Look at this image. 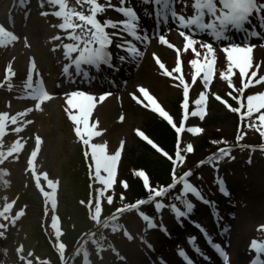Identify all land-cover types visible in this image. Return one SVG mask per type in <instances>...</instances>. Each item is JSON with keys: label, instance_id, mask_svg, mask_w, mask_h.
<instances>
[{"label": "snow or ice", "instance_id": "obj_1", "mask_svg": "<svg viewBox=\"0 0 264 264\" xmlns=\"http://www.w3.org/2000/svg\"><path fill=\"white\" fill-rule=\"evenodd\" d=\"M21 6L25 5L27 0H19ZM143 5H153V11L148 12L142 9L149 17L153 18L156 25L166 27L170 22L174 25L179 36L183 38L182 47L171 43L165 34H161L159 28L154 25L151 34L147 28L140 25V13L131 3V0H118L116 4L112 0H38L39 7L42 9L40 15L48 17L49 15L56 18L57 22L52 27L58 29V32L50 37L53 43L52 51L62 49V55L65 63L62 64V76L70 84H75L77 80L91 85L95 80V74H98L102 67L118 70L114 60H118L120 64L126 62H135L138 58H142L143 51L141 47H146L152 39H157L158 43L173 49L176 53L175 67L169 71L160 57L153 52L155 63L159 69L163 70V74L172 78L175 87L182 89V100L180 108L182 111L181 118L177 123L173 117L166 111L150 93L149 89L143 86L138 87L137 94H131L133 99L142 104L145 108H150L157 113L167 124L174 130L176 134V143L174 153L170 154L161 148L157 143L150 139L143 131L137 129L136 134L145 140L153 149L160 152L167 158L171 164L170 172L171 182L166 185L152 186L150 178L145 170H134V175L141 179L143 188L147 192L146 198H138L131 203H122L121 207L115 209L113 213L104 217L103 203L106 201L108 205L113 203V195L107 194L114 189V185L119 182L124 189L129 187L127 181H118V163L121 157V148L114 152H109L107 142H93V138L101 137L104 129H99V121L91 120L93 111L97 104L103 102L105 98L111 95L110 92L104 91L94 93L82 89H74L65 91L62 95L65 97L64 112L67 119L73 125V132L77 140L83 145V156L87 162L89 177V198L80 200L79 204L85 206L89 220L93 223V229H89L84 235L87 237L84 244L76 249V254L83 250V258L85 264H89L88 251L85 245L88 241L96 246L97 252L103 250L101 241L107 239L103 230H110L112 233L123 231V234L132 239L127 228L120 224L119 221L124 213L135 211L139 217L146 222L147 229L157 227L152 216L141 210V206L152 203L155 211L160 213L163 209L168 208L174 214L178 221L182 219H190L194 211L195 204L190 200L189 194L204 204L213 203L204 198L201 188L197 187L191 177L194 175L193 169H188L183 174L177 176L176 169L178 166L184 165L186 156L194 152V146L188 142L182 146L181 135L184 132L198 135L203 132L199 126H188L186 122L189 117H198L203 119L206 115V105L208 96H214L218 101L221 100L219 95L208 92V86L214 76V65L216 63V48L218 47L225 55L227 67L225 71L220 73V77L228 82L229 88L233 89L237 95L232 99L237 102L239 107L227 105L234 113H240V119L243 127L238 130L236 136L235 147H252L240 144L239 142L245 135L243 128H249L257 131L264 138V90L245 94V90L250 86L264 84V75H257V71H251L253 68L252 52L256 47L251 41L252 39L264 38V0H140ZM181 5L177 11L176 5ZM47 6L48 10H43ZM191 8V13L187 9ZM109 9L120 14L118 20L106 18L101 20L99 17L106 13ZM27 16V13L25 14ZM256 17V24L253 22ZM171 31L172 29H168ZM207 36L205 40L201 37ZM237 36L239 39H237ZM19 40V36L10 28H6L0 24V47H7ZM59 41V43H56ZM68 41V42H65ZM203 50V61H201V51ZM25 46L28 47L27 37H25ZM115 47L122 55L114 56L112 47ZM192 51L195 58L188 63L192 67V81L195 82L197 76H200L203 82V91L194 101L195 107L190 108V84L186 82L182 74L181 52ZM259 69L260 65H255ZM238 69L240 77V85L236 87L232 82L233 70ZM175 73L176 75H173ZM35 74V80L33 79ZM15 75L13 66L9 63L5 69L4 81L8 83V87L12 88L11 78ZM60 85H57L59 87ZM25 95L23 98L33 101L31 106L25 107L22 111L11 112V102L7 103L9 110L0 111V165H3L11 157L13 161L19 159V155L24 149L23 139L19 136L25 125L31 124L32 121L25 117L35 109L43 111V105L50 101L55 93L48 91L41 77L35 59L30 58L27 78L24 82ZM146 101V103H145ZM227 103L226 101H221ZM243 109V111H242ZM255 114V118H253ZM123 115L120 120H123ZM245 118L247 120L245 121ZM17 134V138L7 146L4 150V137L7 132ZM221 141H212V143H220ZM42 139L39 135L35 136V147L31 150L27 158L24 171L30 173L35 187L41 193L44 199V216H49L51 211L50 224H42V228L49 241L53 244L56 252L59 254L61 264H67L65 260L66 244L62 242L64 232L62 230L60 217L57 214V190L59 186L58 179H50L47 172H41L37 167V156L40 152ZM264 150V144L260 145ZM232 147H221L205 159L197 162L196 169L204 165L212 166L219 170V161L225 157H229ZM234 159V157H231ZM250 162V161H249ZM10 175L8 169L0 167V180L3 185L8 187L10 181L3 177ZM196 179H201L199 174H195ZM48 190H45V186ZM216 183L218 190L225 196L229 195L225 181L217 177ZM98 184L99 187H94ZM180 185L179 193H173L177 186ZM167 196L170 203H165ZM3 204L0 206V237H5L11 227H15L18 221L25 215L26 205L18 211H14L16 199H9L7 195L3 198ZM125 199L124 193L120 195V200ZM50 205V208H49ZM201 234L205 237L206 243L223 257L224 264H230L228 255L224 248L215 243L212 237L207 233L200 224L193 222ZM260 230H264V225L258 226ZM49 229L51 230L49 232ZM97 231L100 235L97 237ZM166 232L167 230L164 229ZM54 237V240H53ZM143 240V238H141ZM190 244H195L196 237L188 238ZM147 243L146 241H144ZM79 243V241H78ZM149 248L151 244L147 245ZM109 247H112L111 245ZM113 251L115 249L113 248ZM193 251L200 254V249L194 247ZM250 253L254 252L255 258L250 264H264L261 258L264 254V240L252 239L249 245ZM15 252L21 264H33L34 257L32 251H28L24 255L25 248L23 244L16 247ZM187 261V264H195V262L180 249L178 253ZM205 259L210 257L204 256ZM38 259V258H36ZM123 259V257H121ZM47 264V262H43Z\"/></svg>", "mask_w": 264, "mask_h": 264}, {"label": "rangeland", "instance_id": "obj_2", "mask_svg": "<svg viewBox=\"0 0 264 264\" xmlns=\"http://www.w3.org/2000/svg\"><path fill=\"white\" fill-rule=\"evenodd\" d=\"M13 3V2H12ZM12 3L9 0H0V7L4 8V12L6 14L2 13V10L0 11V24H3L6 28H9L8 24L6 22L9 21V17L11 16L13 12ZM37 3H33V10L30 13V16L28 18L24 12H21L20 14V26L19 29L22 31V36L19 38V45H10L11 49L10 51L6 48L3 50L8 55H3L0 53V79L2 76V69L3 66H7L9 63L12 64L13 69L18 72L19 69L23 66H27V58L31 54L36 57V61L38 62L39 68L41 72H44V76L46 79L50 78L51 82H55L57 80V77L60 73V69H58L62 64L64 63L63 57H62V49H58L55 52H53L50 48L52 45V42H50V36L54 34V32H51L50 28L47 26V21L43 19V17L39 16V9L37 8ZM1 9V8H0ZM44 18H50L52 17H44ZM11 29V28H10ZM31 31H36V34H32ZM36 35V36H35ZM25 37H27V44L32 47V51L27 52L26 46H25ZM23 38V39H21ZM59 43V41H57ZM198 46V45H197ZM196 46V47H197ZM199 47V46H198ZM15 48V49H14ZM31 49V48H30ZM262 50V49H260ZM157 51L162 55L161 59L162 62L168 66L169 71H172L175 67V60L176 57L171 54V52L167 51L164 48H157ZM1 52V51H0ZM32 52V53H31ZM261 55H263V52L260 51L259 54L257 53V58H260ZM3 56L5 58H3ZM191 57V56H190ZM254 53L252 52V59H254ZM153 57L149 55L148 59L145 61V64L142 66L140 73L137 75H134L131 79V85L130 90H135L137 86H147L156 94V98L159 99V101L165 102V104L170 106L171 102L179 101V90L173 88L175 85V81H168L165 78H162L160 76H163L160 74V71L158 70L159 66L155 63V60L153 61ZM56 71V72H55ZM193 69L190 66V64H187V72L189 74L193 73ZM224 71V70H222ZM264 68L261 67V71L263 73ZM264 74V73H263ZM173 75H176L173 73ZM165 76V75H164ZM169 78V77H168ZM43 79V78H42ZM171 79V78H169ZM8 87L1 92L0 94V111H3L7 109V104H3L2 100L7 97L5 95L6 92H8ZM129 90V91H130ZM264 90V88L262 89ZM261 90V91H262ZM203 91H198L199 93ZM230 92H232V95H235L236 92L232 89ZM196 92H194L195 94ZM214 93L216 95L222 93L223 89L220 85L215 87ZM193 94V96H194ZM230 96V95H228ZM13 97V96H12ZM9 96V98H12ZM232 97V96H231ZM130 99V100H129ZM16 100V97L14 98ZM60 98L55 99V101L48 103L45 105L43 110L47 109L48 114L40 119V123H38L37 130L42 129V135L46 139V142H42L40 152L37 156V167L41 166H47V168L50 170V174L53 178L59 177V164L64 161H69L73 158V155L76 153L75 149V142L72 140L73 137H69L68 132L72 131V124L68 123V119L64 114H61L62 106L60 103ZM110 102L106 104L104 107L99 110L98 117L96 116L95 119H98L99 121L103 123V127L107 130L106 138L110 139H122L127 137L126 131L128 130L129 133L132 132L133 127H143L147 126L146 119V113L142 111H138L135 109L132 105L131 96H128V92L121 96L120 98L110 99ZM195 101V100H194ZM193 101V106L195 107ZM208 101L206 105V110L208 107ZM234 107H238L235 103ZM19 109L22 108V106H18ZM147 110V109H146ZM149 111V110H148ZM125 113L126 119L125 123L122 125H119L118 117L123 115ZM224 114V109L221 108L218 112V114ZM207 115V113H206ZM205 115V116H206ZM201 121L197 119V117H192L190 121L189 126H199V123ZM45 126V127H44ZM200 127V126H199ZM201 128V127H200ZM204 135L209 136L210 133H217L220 135H223L226 139L231 140L235 136L236 129L233 124H223L217 126V127H210L205 128ZM245 135L239 142L243 145H248L245 142H252L253 139H260V135L257 131H254L252 129L246 128L244 130ZM203 135V136H204ZM199 135H192L191 133H186V137L184 138V144L191 142L193 146L198 142ZM132 137V141H127V144L129 147H132L135 145L134 137ZM4 149L6 150L7 146L11 144V138L8 136H5L4 138ZM24 142V161L23 163L17 164V168L15 171L12 172L10 178L14 176V182L12 183L13 186V194L10 195V199H15L12 196L22 193L24 190L25 182H24V169L26 167L27 158L30 155L31 150L35 147V143L31 144L29 146H26V141L29 139L28 135L22 137ZM43 140V138H41ZM245 140V141H244ZM182 145V146H183ZM248 146L252 147H244L240 148L237 147L234 149V160L232 164H227L225 166L227 170H225V167L223 168V172L226 173V176L228 178L229 183H231L232 186H240V189H236V193L239 195L238 202H242V204L247 203L252 209L251 211L259 212V214H262L261 224L264 223V195L262 194L261 189H264V153H262L263 150L255 144H251ZM250 152V154L248 153ZM242 153H246L248 155L243 156ZM254 153V155H253ZM153 157H162L160 153L158 155ZM253 161L255 162V165L253 167H250L246 164L243 160ZM261 160L262 163L259 161ZM225 163V162H223ZM15 163L13 161L9 160L7 163H4L7 169L11 170ZM257 164V166H256ZM260 164H263V168H260ZM222 163H219V167H221ZM180 167V166H179ZM181 167L185 168L186 163L184 165H181ZM195 178L191 179L193 183L202 182L207 192L211 191V188L213 187L214 183H210L209 181H205V177L207 174L211 173L213 170L212 166H207L204 169H196L195 167L192 168ZM260 170L262 172L260 173ZM12 171V170H11ZM206 173V175H205ZM260 173V174H259ZM199 174L201 176V179L197 180L196 175ZM257 175V177L255 176ZM205 175V177H204ZM254 176V177H253ZM253 177V178H252ZM180 185L177 186L178 189H180ZM192 202L197 205L198 200L191 196L189 194L188 197ZM263 203V205H261ZM39 205V204H38ZM151 206H154L152 203H150ZM144 206V205H143ZM141 206V207H143ZM163 211V218H166L167 220H170L171 212L168 210V208H165ZM31 215L28 217L25 224H28V228L33 229V227L36 225L35 222L39 221L41 214L37 216L33 210L30 211ZM165 220V219H163ZM171 224V222H170ZM33 226V227H32ZM236 228L240 229L243 232V236H240L241 238L238 240L239 243L242 241H250L252 239L257 240H264V235H261L260 233H256L257 231L253 230L250 226L246 225L243 220L240 221V223H236ZM254 228V227H253ZM25 231V230H24ZM27 233L29 232L26 231ZM25 234V232H23ZM109 239H107L106 242H108L109 246L111 245L113 247L114 241L116 242L117 237L113 238L112 233L110 234ZM258 235V236H257ZM186 241V240H185ZM28 245L31 247H34L38 249L37 256L41 257L43 255H46V250H43V248L38 245L37 241L34 237H31L29 239V242H27ZM167 244V245H166ZM165 248L168 247V243H165ZM133 246V245H129ZM113 249L108 248L107 250L103 247V250L99 253H96L95 260H92L91 264H116V258L113 257V255H110L109 252ZM166 251H168L167 256L173 257L171 254L174 253L172 250V246L168 248ZM27 255V253L25 254ZM128 256V260L130 263H134V259L132 256H130V253H127L126 257ZM243 254H240L237 258L236 256L233 258L232 256H228L230 264H250V261L255 258V255L250 253L248 254L247 261L242 260ZM137 258V256H134ZM175 258V257H174ZM138 260V259H137ZM123 264V263H122ZM138 264H143L139 262Z\"/></svg>", "mask_w": 264, "mask_h": 264}, {"label": "trees", "instance_id": "obj_3", "mask_svg": "<svg viewBox=\"0 0 264 264\" xmlns=\"http://www.w3.org/2000/svg\"><path fill=\"white\" fill-rule=\"evenodd\" d=\"M217 122L215 118L210 119V123ZM152 132H156L158 135V139L162 142V145L166 148H170L174 144V135L168 129V127H164L163 125L154 126ZM206 140V139H204ZM207 141V140H206ZM202 142L199 150L196 151L197 154L193 157V161H198L204 156L213 152L219 145H211V143ZM206 148H208L206 150ZM206 150V151H205ZM148 154L145 153L143 156H139L136 154L135 150H131L128 156V165L132 168H147L151 170L152 177L154 181H159L161 183H168L170 179V166L166 164L164 161L156 160L153 161L150 159ZM77 161V160H76ZM74 161L72 164H69V168L65 169L63 173V179H65L66 185L64 186V212L66 214H70L71 222L73 223L72 227L69 224L68 227V235L67 239L69 243H73L76 238H78L83 232H85L90 223L87 221V211H85L84 206L79 204V200L81 196L87 194L88 189H86V178L84 173V167L81 165H76ZM127 167V168H129ZM131 189L127 193V198L129 201L136 200L137 197H143L145 194V190L142 184L138 180H133L131 178ZM30 201L35 203V198H30Z\"/></svg>", "mask_w": 264, "mask_h": 264}, {"label": "bare ground", "instance_id": "obj_4", "mask_svg": "<svg viewBox=\"0 0 264 264\" xmlns=\"http://www.w3.org/2000/svg\"><path fill=\"white\" fill-rule=\"evenodd\" d=\"M263 192V194H264V191H262ZM236 243V240H235V242H234V244ZM235 249H236V247H234V249H233V252L235 251ZM118 254H120V255H122L123 253L122 252H116V255H118ZM249 253H247L246 255L244 254L243 256H242V260H244V261H247V259H248V255Z\"/></svg>", "mask_w": 264, "mask_h": 264}]
</instances>
